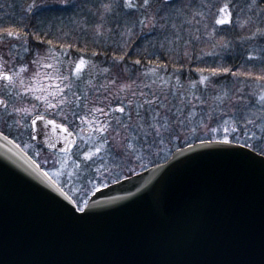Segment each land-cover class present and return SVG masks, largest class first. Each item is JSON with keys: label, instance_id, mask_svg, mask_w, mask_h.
<instances>
[{"label": "snow or ice", "instance_id": "6c2138e0", "mask_svg": "<svg viewBox=\"0 0 264 264\" xmlns=\"http://www.w3.org/2000/svg\"><path fill=\"white\" fill-rule=\"evenodd\" d=\"M91 2L73 31L90 33L97 46L107 38L111 43L103 53L86 52L87 45L77 46L79 38L69 32L55 36L43 29L40 15L61 5L79 7L72 0H26L19 18H0V120L18 130L34 128L38 121L53 131L63 129L58 137L63 142L61 159L54 160L52 168L45 171L27 160L36 179L68 201L54 196L73 219L103 215L141 199H156L166 209L169 174L202 157H231L264 166V0H245L243 5L238 0ZM226 29L238 31L236 40L250 45L241 63L228 64L223 58L234 47L226 36L217 40ZM204 37L212 50L195 57L206 66L195 69L198 79H189L186 87L181 80L184 61L192 62L189 49ZM133 46L139 58L129 66L126 49ZM158 52L180 57L181 67L172 76L158 75L168 69L167 64L153 65L149 57L159 59ZM101 55L108 67L97 64ZM205 56L220 60L207 64ZM141 65L145 71L134 73ZM229 77L234 80L231 88L215 83ZM145 79L150 83H143ZM0 137L6 147L11 144L18 155L23 153L3 132ZM49 147H56L52 138ZM70 155L76 156L74 171L84 175L74 181L73 173H67V181H61L68 166L64 158ZM149 165L153 174L137 188L144 189L141 196L103 191L139 175L137 168L147 171Z\"/></svg>", "mask_w": 264, "mask_h": 264}, {"label": "water", "instance_id": "95a60500", "mask_svg": "<svg viewBox=\"0 0 264 264\" xmlns=\"http://www.w3.org/2000/svg\"><path fill=\"white\" fill-rule=\"evenodd\" d=\"M63 135L39 121L31 128L35 143L57 152ZM6 144L0 137V264H264V166L202 157L169 174L166 209L141 199L75 220L57 198L68 201L32 174L30 156ZM152 174L150 167L103 191L139 197Z\"/></svg>", "mask_w": 264, "mask_h": 264}, {"label": "trees", "instance_id": "16d2710c", "mask_svg": "<svg viewBox=\"0 0 264 264\" xmlns=\"http://www.w3.org/2000/svg\"><path fill=\"white\" fill-rule=\"evenodd\" d=\"M245 0H238V3L243 5ZM26 3V0H0V18H3L4 20H10L12 18V15L14 14L17 18L22 14V8L24 4ZM72 3L75 5H79V7L75 8H65V6H58L53 8L50 11H46L42 15H40L39 19L43 21L42 27L45 31H54L55 36H59L61 32H69L72 34L73 39L79 38V44L77 46L83 47L84 45H87V48L85 49L86 52L91 51H97L103 53L104 48L107 46V44L111 43L110 41L105 38V40H102L99 42V46L93 44L91 34H83L78 31H73L74 28H76V23L79 22L85 15L88 14V9L92 7L91 0H72ZM177 3H179V0H177ZM27 22V21H26ZM32 23H35V21H32ZM238 31H226L224 33H220V35L217 37V40L220 39L222 36H226V38L233 42L234 47L230 49L227 52H224L223 58L228 64H236L242 62V57L244 54L250 50V45L247 43L241 44L238 40H236V36L238 35ZM246 34V33H245ZM54 38V37H49ZM54 39V43H55ZM264 43V42H262ZM46 45H40L41 49H43ZM129 53L128 55V62L129 66H131V61L139 58L137 55L136 47L133 46L130 49H126ZM210 44L208 43V38L204 37L202 42H199L195 44L194 46L190 47L189 49V56L192 60L191 63H189L187 60L184 61L183 64V73L181 75L182 82L185 83V86L187 87V81L189 79H198V74L195 72V69L197 67H205V63L197 61L195 57L201 56L202 52H208L211 51ZM76 50L75 47L72 50V58H76ZM159 56V59H156L155 57H149L152 59L153 65L156 64H167L168 69L167 71H160L158 75L160 77H166V76H172L173 70L176 68H180L181 65L177 61L180 59L179 56H177L176 53H166V54H160L157 53ZM203 60L207 62V64H212L214 61H219L220 57H210L205 56L203 57ZM104 61V56L101 55L97 58V64L103 67H108L109 65L107 63H102ZM146 62V61H145ZM257 71L259 70V66L257 65ZM134 73H142L145 71V68L143 65L137 66L134 70ZM136 75H133L135 77ZM174 83V81H173ZM216 84L222 86V87H233L234 80L233 78H227V79H217L215 81ZM202 88V86H201ZM200 93H197L199 95ZM206 95H211V93H207ZM171 99V97H170ZM3 111V110H2ZM0 111V112H2ZM10 123V122H9ZM0 129L3 130L6 134L9 136L15 138L17 142L23 146L30 154L33 155L31 150H43L41 147L33 144L29 137V131L25 130L22 132L20 129H16L15 126L9 128L7 127L2 120H0ZM29 145H31L29 147Z\"/></svg>", "mask_w": 264, "mask_h": 264}, {"label": "rangeland", "instance_id": "374dc122", "mask_svg": "<svg viewBox=\"0 0 264 264\" xmlns=\"http://www.w3.org/2000/svg\"><path fill=\"white\" fill-rule=\"evenodd\" d=\"M66 64H65V68H66ZM100 67H103V66H100ZM139 74V73H138ZM133 79H136V76L135 77H132ZM53 85H55L56 81H52ZM139 83V81H138ZM143 83H150V81L148 79H145L143 81ZM47 85V82H45V86ZM10 107H11V102H10ZM2 111V108L1 110ZM17 129V128H16ZM22 132L25 131V129H20ZM33 155L35 156V158L38 160V162H40L47 170H49L50 168L53 167V162L54 160H59L61 159L59 153L57 152H51V151H48V150H31ZM76 151H78L76 148L72 151L73 153H75ZM37 153H39V155H37ZM67 162V167L65 169H63V171L65 172V175L64 176H61L59 178V180L61 181H67L68 177H67V173H73V180L75 181L76 180V177L77 175H80V176H83L84 173H76L74 171V168L72 166V161L73 159H76V156L75 155H70L68 157H65L64 158ZM47 160V163H45V161ZM145 163H147V161H145ZM151 165H149L148 167H150ZM56 167H59V165H56ZM142 170H140L139 168H137V172H141ZM56 179V177H54ZM63 187H65V190L67 191L68 190V187L69 185L67 183L65 184H62ZM77 186H79V182H77Z\"/></svg>", "mask_w": 264, "mask_h": 264}]
</instances>
